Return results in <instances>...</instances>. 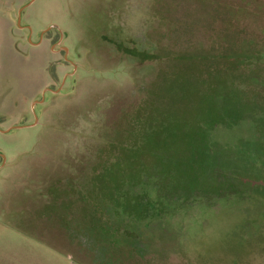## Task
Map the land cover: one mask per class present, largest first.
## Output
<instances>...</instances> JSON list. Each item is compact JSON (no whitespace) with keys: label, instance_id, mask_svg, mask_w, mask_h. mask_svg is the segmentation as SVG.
Wrapping results in <instances>:
<instances>
[{"label":"rangeland","instance_id":"374dc122","mask_svg":"<svg viewBox=\"0 0 264 264\" xmlns=\"http://www.w3.org/2000/svg\"><path fill=\"white\" fill-rule=\"evenodd\" d=\"M262 51L264 0H0V264H264V131L209 93Z\"/></svg>","mask_w":264,"mask_h":264},{"label":"trees","instance_id":"16d2710c","mask_svg":"<svg viewBox=\"0 0 264 264\" xmlns=\"http://www.w3.org/2000/svg\"><path fill=\"white\" fill-rule=\"evenodd\" d=\"M242 54L243 55H238L239 58H242V56L244 58H248L253 64H257V61L262 59V56H264L263 51L259 54L248 52H244ZM238 60L239 59L236 61L234 60L233 63L238 62ZM214 77L216 79V84L213 89L209 91V93L211 94V101L216 104L219 114L222 115V119L218 118L214 124H223V122L236 124L239 121L246 120L244 115L249 113L251 115L250 121L255 126L256 130L260 129L261 131H264V98L259 100L258 97L251 95L246 96L243 94L244 88L239 89L238 87H234L232 89V87L229 86L226 76H223L222 74H215ZM247 77L248 80L252 82L251 86H254L256 89H259L261 86L264 88V79H262L263 77L259 75V73H255L254 68L251 69ZM225 115H229V119ZM177 136L178 134L176 130L171 133V145L181 146L182 141L179 142L176 139ZM184 141L192 153L189 155L187 154V166L189 168H193L195 166L204 168L206 159L210 156L212 151L208 141L202 144L201 141L198 139L196 140L193 135L189 133L187 135V139ZM216 155L219 157L218 154ZM194 162L196 165L192 166Z\"/></svg>","mask_w":264,"mask_h":264},{"label":"water","instance_id":"95a60500","mask_svg":"<svg viewBox=\"0 0 264 264\" xmlns=\"http://www.w3.org/2000/svg\"><path fill=\"white\" fill-rule=\"evenodd\" d=\"M23 9V8H22ZM21 9V10H22ZM21 10H20V13H21ZM20 16H19V19H18V21L20 22ZM54 27H56V25L55 24H52V25H50L49 27H48V29H52V28H54ZM3 155V154H2ZM4 156V155H3Z\"/></svg>","mask_w":264,"mask_h":264}]
</instances>
